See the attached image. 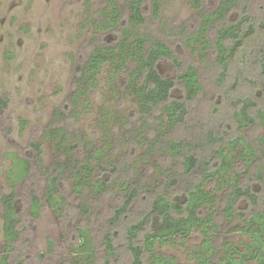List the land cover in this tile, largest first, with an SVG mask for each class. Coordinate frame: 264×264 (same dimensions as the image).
I'll return each mask as SVG.
<instances>
[{
  "label": "rangeland",
  "instance_id": "1",
  "mask_svg": "<svg viewBox=\"0 0 264 264\" xmlns=\"http://www.w3.org/2000/svg\"><path fill=\"white\" fill-rule=\"evenodd\" d=\"M117 1L127 17V0ZM160 1L159 16L153 18L151 2L145 0L147 22L143 31L167 43L183 64L179 69L171 59H163L158 63L160 73L176 77L179 70L194 64L203 84L202 92L190 104L187 122L171 132L163 126L159 113L150 128L141 120L135 95L124 91L125 75L112 74L109 63L98 76V87L88 93L89 103L84 105L87 98L79 97L77 119L68 116L66 108L71 104L79 70L89 53L96 45L116 42L114 32L95 36L87 22L89 11L92 19L100 18L105 7L103 0H0V99L6 100V105L0 102V197L16 192L21 219L20 238L9 250L4 264H15L20 258L26 264H85L73 250L79 227L87 228L93 237L98 250L94 264H102L106 258L111 259V264H129L131 257L124 246L126 227L138 223L149 211L154 193H181L189 178L183 172L180 156L173 157L162 148L155 150L158 141L184 139V152L214 163L211 154L216 144H211L206 134L214 131V135L229 139L241 133L248 140L257 141L264 133L261 122L237 131L232 118L237 107L233 100L237 97L251 96L256 101L255 111L264 110V70L258 60L264 47V0H241L229 16V21H235L246 8L258 30L223 80L219 79L221 69L214 54L209 63H202L197 59L198 53L185 42L186 35L197 29L201 15L214 10L219 0H201L200 8L194 0ZM175 94L182 95L181 88ZM58 112L64 113L62 119H58ZM61 124H67L84 141L70 157L59 151L56 140L44 137L47 129ZM33 142L42 143L39 159ZM99 152L102 156L93 160V173L95 179L101 177L108 183V189L101 193L87 189L83 187L85 178H75L69 170L59 182L58 201L52 203L47 189L50 177L58 171L56 164L69 163L70 158L75 163L85 162L87 153L96 156ZM16 157L31 161L27 176L15 174ZM23 166L21 162L19 168ZM238 169L243 171L244 167L238 164ZM175 179L180 184H174ZM242 183L253 186L263 202L264 184L255 172L243 174ZM134 187H139L140 193L129 206L128 214L112 224L115 208L125 202ZM34 192L42 199L37 216L32 213ZM220 193L217 191L216 195L219 197ZM239 205L251 212L262 203L256 208L243 200ZM215 208L221 227L219 242L242 248L251 240L250 234L239 229L242 223L226 222L221 213L222 201L216 200ZM152 224L140 232V239ZM4 225L0 200V259L8 250ZM108 231L113 232L118 245L113 254L103 244ZM203 241L204 236L194 228L183 244L157 242L156 249L173 256L177 264H200L194 252Z\"/></svg>",
  "mask_w": 264,
  "mask_h": 264
},
{
  "label": "trees",
  "instance_id": "2",
  "mask_svg": "<svg viewBox=\"0 0 264 264\" xmlns=\"http://www.w3.org/2000/svg\"><path fill=\"white\" fill-rule=\"evenodd\" d=\"M105 7L101 9L99 19H92L89 11L88 24L94 29L95 36L114 32L115 44L96 45L79 70L76 81V92L71 104L66 108L68 116L77 119L79 115V97L87 99L88 93L98 87V76L106 63L110 65V72L118 74L123 72L124 91L135 95V101L141 120L153 126L156 114L159 113L163 126L174 131L178 126L187 122L190 104L197 99L203 90L199 71L194 64L179 70L176 77L163 76L158 63L163 59H171L177 68L182 67V61L174 56L171 47L143 31L147 22L145 0H127L129 15L126 17L124 10L117 0H103ZM196 7H201V0H194ZM153 18L159 16L161 10L160 0H150ZM241 0H219L217 7L201 15L197 29L186 35L185 42L198 53L197 58L202 63H209L211 54L220 67L219 79H225L230 66L246 44L257 34L258 26L253 16L243 9L241 16L235 21H229L231 13L239 6ZM89 10V9H88ZM259 62L264 70V47ZM181 88L182 95L175 94ZM6 105L5 99H0ZM237 106L232 118L237 131L252 127L258 122L264 125V110L255 111L256 101L251 96L237 97L233 100ZM255 111V112H254ZM58 119L64 113L58 112ZM66 114V113H65ZM66 114V115H67ZM60 117V118H59ZM66 118V117H64ZM70 118V117H69ZM146 118H150L147 120ZM146 119V120H145ZM26 120H23L25 123ZM157 131V130H156ZM158 133V132H157ZM214 131L206 134L211 144H216L212 149L214 163L201 159L194 153L184 152L186 141L184 139H167L163 143L158 141V148L165 149L170 155L182 158L183 172L189 178L185 189L181 193L162 190L152 195L149 211L139 219L138 223L126 227L124 246L130 254L129 264H177L173 256L156 249V243H184L189 239L194 228L204 236V241L199 249L194 252L200 264H247L257 261L264 264V200L261 202L259 192L251 185L242 183L243 174L256 173L258 179L264 184V133L257 141L248 140L243 134L237 133L233 138L225 139L214 135ZM45 138L57 141L60 152L70 157L71 152L83 145V139L67 124L54 126L44 133ZM156 143V144H157ZM41 142H33L37 157L42 153ZM155 144V145H156ZM242 147V150H238ZM236 152L234 156L233 153ZM94 155L87 153L86 161L71 160L69 163H57V173L50 177L47 189L48 198L52 203L58 201V192L61 177L69 170L75 178H85L83 187L101 193L108 189V183L101 177L95 179L94 159L99 160L102 153ZM96 157H100L99 159ZM23 162V168H19ZM100 162V161H99ZM238 164L244 167L238 169ZM101 169L104 166L98 163ZM15 174L27 176L31 170V161L26 158L16 157L13 167ZM254 170V171H253ZM87 174V175H86ZM174 184H180L175 179ZM219 191L220 196L216 195ZM139 187H134L126 195L125 202L115 208L112 224L117 223L128 214L129 206L139 195ZM5 220L4 231L8 241V250L0 259V264L9 259V250L20 238V216L17 210V195L15 191L3 194L0 197ZM220 200L224 205L222 215L226 222L242 223L241 231L249 233L251 240L244 243L242 248L234 244L219 242L220 224L217 220L218 210L215 201ZM246 201L253 207L260 206L247 212L240 207L241 201ZM32 213L38 215L37 209L41 206L42 199L37 193L31 194ZM87 211V207H85ZM153 223L140 239L139 234L146 229V225ZM78 239L73 250L82 257L85 264H94L98 250L90 231L87 228L77 229ZM103 244L108 253L118 251V245L113 232L104 235ZM15 264H26L24 259H18ZM69 264H76L75 261ZM102 264H111V259L106 258Z\"/></svg>",
  "mask_w": 264,
  "mask_h": 264
}]
</instances>
